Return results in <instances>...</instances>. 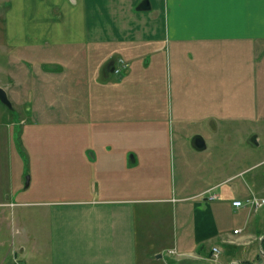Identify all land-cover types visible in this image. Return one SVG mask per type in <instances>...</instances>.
Listing matches in <instances>:
<instances>
[{
	"label": "crops",
	"instance_id": "obj_1",
	"mask_svg": "<svg viewBox=\"0 0 264 264\" xmlns=\"http://www.w3.org/2000/svg\"><path fill=\"white\" fill-rule=\"evenodd\" d=\"M143 1L0 0V46L111 48L96 67L98 113L89 104L85 112L86 124L96 118L104 129L98 149L59 153L57 145L76 149L79 140L34 135L59 119L16 102L14 85H0L13 103L0 108V192L12 188L13 160L26 154V188L42 194L18 203L30 208L22 218L36 230L21 241L15 264H264V207L234 205L264 198V169L257 171L264 163V0H149L150 9L139 10ZM197 58L206 65L196 89L180 94L197 102L183 99L176 114L173 104L157 114L165 99L158 77L167 78L175 62L179 85L180 62ZM31 62L44 79L67 69L53 58ZM152 64H161L160 75ZM124 93L140 104L145 98L141 110L149 114L136 116ZM196 136L204 149L194 146Z\"/></svg>",
	"mask_w": 264,
	"mask_h": 264
},
{
	"label": "rangeland",
	"instance_id": "obj_2",
	"mask_svg": "<svg viewBox=\"0 0 264 264\" xmlns=\"http://www.w3.org/2000/svg\"><path fill=\"white\" fill-rule=\"evenodd\" d=\"M0 7V11H1ZM12 49V50H11ZM103 49V50H102ZM110 47L107 48H98V47H80V46H61V47H48L46 49L41 47H29V48H12V46L5 44L0 46V85L8 87V85H14V94L13 97L16 102L31 101L33 105L38 106L39 109H49L48 113H54L55 116L59 119L58 124L54 126H44L43 124L34 129V135L39 136H60L65 137L69 140L77 138L79 142L76 145V149L69 148L72 144H59L58 152L61 154H71L72 152H80L85 146H94L97 149L100 147L99 138L101 137L102 130L104 129L100 126V123L96 118H93L94 121L92 124L88 125L84 122L85 112L87 105H90L91 110H93L94 115L98 113V108L100 107V98H101V88L100 84L97 83L96 67L99 62L103 59L104 50L108 53ZM212 52V50L207 51V53ZM213 54H211L212 56ZM22 58L27 59L22 60ZM53 58L63 63L67 68L60 76L51 77L50 79L41 78L40 74L37 71H32L33 59L41 60ZM209 63L208 65H211ZM181 74L179 75L181 81L179 85L177 84L178 73L176 71V64L173 62V68L171 72H168L167 78H162L160 75L161 64H158L154 67L152 64V70L159 73L157 85L163 91L164 100H161L159 104H162V111L159 110L158 113L164 112L166 105L176 109L178 102L187 103L192 101L196 103V98L192 99L184 95H180L187 91H195L197 82L196 78L201 72L203 65H206L204 62H200V59L197 58L194 62L183 61L180 62ZM63 66V65H62ZM63 66V67H64ZM214 64L211 65L213 67ZM37 65V70H38ZM217 64L215 63L214 70L217 69ZM228 71V65L220 64V72L225 73ZM207 72L206 69L203 71ZM189 77V78H188ZM189 79V82L187 81ZM139 81V77L136 76L134 83ZM139 84H135L134 87H138ZM136 91V90H135ZM136 93V92H134ZM192 95V94H190ZM184 96V98H183ZM131 96L127 97V94L124 93L123 102L126 107L132 105L134 114L136 116H144L149 114L148 111H142V104L139 103V97L133 96V102L130 100ZM180 97V100H178ZM10 98V97H9ZM11 100V98H10ZM165 101V102H164ZM102 102V101H101ZM13 104V103H12ZM144 106V105H143ZM0 108L6 109V106L0 102ZM133 110H129L130 114ZM111 112V111H110ZM42 113L41 111L38 114ZM14 114V113H13ZM176 114V110L175 113ZM44 118L47 119V114H44ZM42 122L46 121L41 117ZM130 127H122V130L125 134H129ZM172 127H170L171 129ZM143 131V128L141 129ZM173 130V128H172ZM16 136L19 138L22 133V127L19 126L16 129ZM147 134V133H146ZM171 135L173 132L170 133ZM97 138V143L93 145L91 142H87V138L90 137ZM19 142V140H18ZM124 145V144H123ZM137 145V144H136ZM138 150L145 149V144H139L136 146ZM20 148V143H19ZM48 149V148H43ZM21 158L18 161L13 160L12 171H13V185L12 188H9L7 194L0 192V264H15L13 262L15 253L18 252V255L21 256L19 248L21 246V241L24 237H27V232L30 229L35 231L36 224L28 222L22 217L27 215V209L18 203L30 199H38L42 194H38L35 191H30L26 188L27 178L30 176L32 178L29 158L25 154H21ZM41 167V166H39ZM42 176L41 178H47L45 174L47 169L41 167ZM264 169V163L258 172ZM34 173L37 172V167L33 169ZM59 171L61 172L60 177L67 178L69 173V168L60 166ZM36 177V174H34ZM33 175V176H34ZM62 186H67L65 181L61 182ZM34 188V187H33ZM32 190V189H31ZM11 195V202L15 203L12 206L11 202H7L6 199ZM17 203V204H16ZM32 214V212H31ZM29 214L28 216H30ZM35 214V213H34ZM31 243V242H30Z\"/></svg>",
	"mask_w": 264,
	"mask_h": 264
},
{
	"label": "water",
	"instance_id": "obj_3",
	"mask_svg": "<svg viewBox=\"0 0 264 264\" xmlns=\"http://www.w3.org/2000/svg\"><path fill=\"white\" fill-rule=\"evenodd\" d=\"M139 10H147L150 9V2L149 0H144L141 5L138 8ZM0 102H2L7 108L13 110V104L12 101L9 98V95L7 91L0 87ZM193 144L195 147L199 149H204L206 147V144L204 143V140L200 136H196L194 138ZM30 182V176L27 178L26 186L29 185Z\"/></svg>",
	"mask_w": 264,
	"mask_h": 264
},
{
	"label": "built area",
	"instance_id": "obj_4",
	"mask_svg": "<svg viewBox=\"0 0 264 264\" xmlns=\"http://www.w3.org/2000/svg\"><path fill=\"white\" fill-rule=\"evenodd\" d=\"M117 71H119V70H117ZM212 198H215V196H212ZM234 205H236L237 207L249 206L253 209L258 210V209H261L262 207H264V198L253 195L252 197L248 198L245 201H242V200L235 201ZM238 231L239 230H236L235 232L238 233ZM219 254H220L219 248L215 247L213 249V257L215 259H218ZM232 264H239V262L235 261Z\"/></svg>",
	"mask_w": 264,
	"mask_h": 264
}]
</instances>
